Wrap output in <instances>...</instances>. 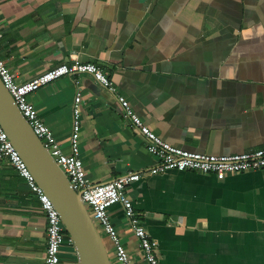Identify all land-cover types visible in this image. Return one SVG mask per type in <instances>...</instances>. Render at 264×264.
I'll return each mask as SVG.
<instances>
[{
  "label": "crops",
  "instance_id": "0c3cea01",
  "mask_svg": "<svg viewBox=\"0 0 264 264\" xmlns=\"http://www.w3.org/2000/svg\"><path fill=\"white\" fill-rule=\"evenodd\" d=\"M0 56L21 83L76 63L114 82L116 94L89 75L64 77L30 101L69 152L81 94L87 176L141 175L127 193L161 264H264V170L222 181L153 176L157 160L118 102L126 97L161 139L192 153L263 150L264 0H0ZM109 214L131 264H146L123 208ZM47 227L27 181L0 159V264H46ZM67 246L63 264H78Z\"/></svg>",
  "mask_w": 264,
  "mask_h": 264
},
{
  "label": "built area",
  "instance_id": "2783aa9c",
  "mask_svg": "<svg viewBox=\"0 0 264 264\" xmlns=\"http://www.w3.org/2000/svg\"><path fill=\"white\" fill-rule=\"evenodd\" d=\"M79 75L91 76L100 86L112 94L117 88L103 69L95 64L73 65L62 64L51 69L31 81L18 82L11 70L0 56V79L13 97L19 111L30 124L35 135L50 153L51 157L67 176L72 189L81 195L92 219L112 245L113 254L119 264H131V256L124 245L121 235L114 225L109 211L114 206H121L136 239L146 264H161L157 243L153 241L142 220L137 214L132 199L128 196V188L141 180L139 173H128L105 184L90 182L84 162L81 158V115L82 96L77 94L73 113L74 122L70 136V149L66 152L52 129L45 124L30 101L31 95L41 88L64 77ZM118 102L128 122H130L146 144L148 153L157 160V165L149 174L163 175L171 171L192 172L203 175H215L219 180L227 176L246 172L264 170V149L254 153L230 156H210L192 153L175 147L161 139L144 123L130 105L126 97L118 95ZM0 159L8 163L23 177L29 189L40 201L47 220L48 245L46 264H63L62 252L65 244L74 248L73 241L67 237L65 226L54 203L37 184L27 164L9 139L0 122Z\"/></svg>",
  "mask_w": 264,
  "mask_h": 264
},
{
  "label": "water",
  "instance_id": "95a60500",
  "mask_svg": "<svg viewBox=\"0 0 264 264\" xmlns=\"http://www.w3.org/2000/svg\"><path fill=\"white\" fill-rule=\"evenodd\" d=\"M0 122L27 164L37 184L54 203L78 264H113L105 237L92 219L81 195L70 182L19 111L0 79Z\"/></svg>",
  "mask_w": 264,
  "mask_h": 264
},
{
  "label": "rangeland",
  "instance_id": "374dc122",
  "mask_svg": "<svg viewBox=\"0 0 264 264\" xmlns=\"http://www.w3.org/2000/svg\"><path fill=\"white\" fill-rule=\"evenodd\" d=\"M98 227H99V226H98ZM65 247H68L67 244H65ZM107 248H108V251H109L110 254H111V258H112L111 260H112V263L114 264L115 260H114L113 254H112V250L110 249L109 245H108Z\"/></svg>",
  "mask_w": 264,
  "mask_h": 264
},
{
  "label": "trees",
  "instance_id": "16d2710c",
  "mask_svg": "<svg viewBox=\"0 0 264 264\" xmlns=\"http://www.w3.org/2000/svg\"><path fill=\"white\" fill-rule=\"evenodd\" d=\"M66 235H67V237L69 238V236H68L67 232H66Z\"/></svg>",
  "mask_w": 264,
  "mask_h": 264
}]
</instances>
